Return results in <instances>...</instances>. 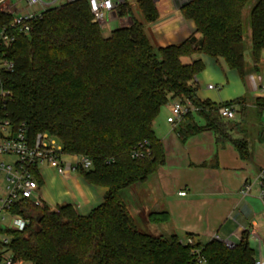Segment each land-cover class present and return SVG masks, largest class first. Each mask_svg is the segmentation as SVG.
Returning <instances> with one entry per match:
<instances>
[{
	"label": "trees",
	"instance_id": "obj_1",
	"mask_svg": "<svg viewBox=\"0 0 264 264\" xmlns=\"http://www.w3.org/2000/svg\"><path fill=\"white\" fill-rule=\"evenodd\" d=\"M250 2L184 4L183 17L201 36L198 46L189 39L155 50L137 22L104 37L93 22L88 2L76 0L36 14L28 22V35L15 32L14 42L0 47V59L13 65L12 71L0 73L9 92L0 118L13 125L24 123L32 135L47 133L66 155L90 160L91 168L76 174L87 184L105 189L102 202L86 215L69 204L54 211L30 201L20 204L17 211L29 225L10 233L16 260L26 264H196L201 258L203 264H256L245 235L227 249L215 240L188 246V236L182 242L176 236L140 233L121 196L124 190L147 182L164 164L153 122L174 100L196 109L174 127L180 141L210 130L217 143L228 142L242 160L249 159L247 142L232 136L234 121L217 114L219 107H238L237 119H245L247 99L222 105L199 101L195 79L203 64L199 59L183 64L181 59L203 54L223 62L244 80L249 71L244 60L243 11ZM140 8L147 22L157 18L148 0ZM128 13L127 6L118 7V16ZM247 15L252 60L257 64L264 50V0H255ZM13 19L11 13L0 10V27H8ZM253 102L258 116L264 113V100ZM133 151H142L143 157H132ZM148 220L162 224L169 215L151 213ZM192 249L198 255H192Z\"/></svg>",
	"mask_w": 264,
	"mask_h": 264
},
{
	"label": "crops",
	"instance_id": "obj_2",
	"mask_svg": "<svg viewBox=\"0 0 264 264\" xmlns=\"http://www.w3.org/2000/svg\"><path fill=\"white\" fill-rule=\"evenodd\" d=\"M112 1L117 4V0ZM142 1L145 0H121L113 12L105 15L100 28L102 35L109 37L112 31L137 22L155 50L189 39L195 46L199 45L201 36L194 31L193 23L183 17L181 0H148L157 14L152 22H147L143 15ZM122 5L128 7L129 13L120 17L117 10ZM19 13L34 12L25 8ZM183 59L185 64L199 59L204 68L201 79L215 84L212 89L208 88L211 84L200 89L199 80L195 79L199 101L222 105L243 97L247 99L245 119H237L238 107H234L232 121L236 126L232 136L247 142L250 157L242 160L232 144L217 143L210 130L180 141L175 126L166 121L170 102L153 122L155 136L163 146L164 164L147 182L124 190L122 199L142 234L162 238L176 236L182 242L188 236L199 245L209 243L214 235L237 244L245 235L255 263L264 264V198L261 195L264 113L258 116L253 102L264 100V50L259 62L254 64L248 38L244 60L249 73L244 80L236 72L227 70L223 62L203 54ZM213 91L219 94L210 95ZM244 185H248L249 190L242 193ZM181 192L185 195L179 196ZM104 193V188L87 184L77 174L61 176L49 168L40 170L39 196L49 209L69 204L79 214L86 215L102 202ZM159 212L168 213V222L151 224L149 214Z\"/></svg>",
	"mask_w": 264,
	"mask_h": 264
},
{
	"label": "built area",
	"instance_id": "obj_3",
	"mask_svg": "<svg viewBox=\"0 0 264 264\" xmlns=\"http://www.w3.org/2000/svg\"><path fill=\"white\" fill-rule=\"evenodd\" d=\"M7 0H0V5ZM23 2L26 8L39 6L44 11L53 7L58 0H17ZM76 0H66L72 2ZM89 4L93 22L100 28L104 22V17L115 10L121 0L114 4L112 0H86ZM193 0H181L182 5L188 4ZM35 13H25L14 17L8 27H0V47H8L14 42V33L28 35L30 27L28 22L34 19ZM11 62L0 59V73L2 71H12ZM212 89V86H208ZM264 90V86H262ZM9 99V92L4 89L0 80V109H4ZM188 111H196L194 107L182 104L179 100H174L169 105V116L167 123L176 126ZM234 108L222 106L217 110L219 117L225 120L234 118ZM148 153V150L145 151ZM132 157H143L142 151H133ZM3 158L8 159L5 161ZM92 163L88 159L77 156L66 155L62 146L55 138L47 133L32 135L28 127L21 123L13 125L8 119L0 118V264H26L16 260L11 252L10 233L21 232L28 225L29 220L18 213L17 207L27 201L35 206L42 208L43 202L39 196V184L37 177H40L42 168L54 170L58 175L67 176L76 174L77 170L87 171ZM264 177V176H262ZM262 189V188H261ZM249 190L248 185H244L242 193ZM179 196H184L181 192ZM264 198V190H262ZM54 211L55 208L49 209ZM7 221V223H5ZM223 244L227 249H233L236 245L230 239H221L217 235L212 237ZM188 246L193 245V241L188 238L185 241ZM192 255H198L196 249L191 250ZM196 264H203L201 258L196 259Z\"/></svg>",
	"mask_w": 264,
	"mask_h": 264
},
{
	"label": "rangeland",
	"instance_id": "obj_4",
	"mask_svg": "<svg viewBox=\"0 0 264 264\" xmlns=\"http://www.w3.org/2000/svg\"><path fill=\"white\" fill-rule=\"evenodd\" d=\"M65 2H66V0H58L55 3L54 6H60V5L64 4ZM254 2H255V0H251V2L249 3V5L243 11V18H244V25H245L244 26V28H245L244 44L245 45H246V42H247V40L249 38L248 25H247V16H248L247 14H248L249 9L253 6ZM25 8H26V5L23 2H19L17 0H7L6 2H4L3 4L0 5V10L6 11L8 13H13L14 16H19L20 15L19 11L20 12H21V10L24 11ZM29 11H33L36 14H40L42 12V10L39 8V6H33V7L29 8ZM181 62L183 64H185L186 60L183 59V60H181ZM203 70H204V68H203ZM201 73L196 78V79L199 80L200 89L206 87L208 84H211V86H215V84L213 82H207L206 81V83H205V81H203L201 79V75H202ZM209 94L210 95H213V96H217L219 93L217 91H213V92H211ZM220 102H222V101H220ZM3 159L5 161L8 160L6 158H3ZM121 196H123V193H121ZM5 223H7V221Z\"/></svg>",
	"mask_w": 264,
	"mask_h": 264
}]
</instances>
